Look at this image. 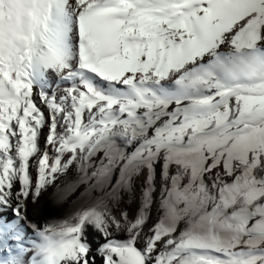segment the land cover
<instances>
[{
  "label": "snow or ice",
  "instance_id": "snow-or-ice-1",
  "mask_svg": "<svg viewBox=\"0 0 264 264\" xmlns=\"http://www.w3.org/2000/svg\"><path fill=\"white\" fill-rule=\"evenodd\" d=\"M0 264H264V0H0Z\"/></svg>",
  "mask_w": 264,
  "mask_h": 264
}]
</instances>
